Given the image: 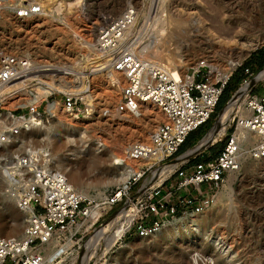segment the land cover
<instances>
[{
    "label": "rangeland",
    "instance_id": "1",
    "mask_svg": "<svg viewBox=\"0 0 264 264\" xmlns=\"http://www.w3.org/2000/svg\"><path fill=\"white\" fill-rule=\"evenodd\" d=\"M77 1L44 0L42 5H44L45 13L40 17L36 16L33 21L38 22L41 17H44L45 19L41 22L44 28L39 33H33L29 29L28 33L22 36H16L8 32L9 22L13 14L7 13V16L4 17L6 20L4 19L0 24V44L14 54H30V58L34 60L37 59L59 68L69 66L71 69L82 71V67L88 59L94 60L97 57L95 53L89 58L86 57L87 54L90 55L91 51L87 45L90 42L93 44L95 41L98 28L100 29L104 23L103 20L105 21V18L117 19L127 9L134 7L137 10V15L139 14V19L136 24V36L129 43L133 47L150 44L156 28L163 27V24H165L167 27L169 26V29L172 28L173 32L168 50H176L175 52L178 54L184 55L183 61H187L191 64L190 66L195 65L197 60L204 59L217 67H226L231 61L243 56L240 65L229 76L230 79L226 85L227 91L223 99H227L230 94V99L234 97L244 84L254 81L255 77L264 70V60L259 61L260 63L252 61L253 65L249 67L248 71L242 68L246 60L264 47V41L263 44L257 43L261 34H263L260 27L258 25L255 28L251 27L252 29H249L246 34L238 37H235L237 35L233 33L229 34L231 25H236L245 20L250 21L252 18H256L259 22H264V0H81L76 5ZM8 15H10V21L7 20ZM217 15L221 16L217 17ZM196 16H199L201 23L197 24L199 30L192 27V23L197 20ZM180 20L186 23L184 25L183 23H177ZM189 29H193L191 32L194 33H189ZM224 30L228 32L225 33ZM168 50L163 53H168ZM93 62L99 64V62ZM261 65H263L262 68H260ZM53 80L65 84L69 81L58 76L49 78L47 82ZM72 86L76 87V84ZM100 88L103 111L97 113L84 126L87 127V133L91 141L90 154L73 158L70 156L71 146H69V155L64 151L60 154L65 159L68 157V161L65 163L66 168L68 171L79 172L86 187L90 188V194L93 197L99 193L105 196L116 187L108 185L113 177L111 155L117 152L123 153L124 150L115 147V142L118 139L123 140V137H130V133L123 137L122 135L127 129L134 128L136 124L140 125L146 121L148 127L151 126L148 119L138 118L133 121H125L119 118L118 93L113 91L107 83ZM42 89L44 91L45 88ZM43 91L40 92L41 99L46 98L48 95V91ZM56 93L60 94L59 92ZM263 93L264 79L254 82L247 91V94L258 96ZM60 98L59 96V100ZM29 100L30 98L26 93L21 95L20 98L13 101L15 105L13 104L10 107L9 112L16 108L17 103L26 105ZM59 100L54 102L63 107L62 112L66 111L69 115L62 104L63 102ZM223 109L219 113H215L207 124L191 133L183 153L190 149L187 147L199 142V139L205 133L203 139L211 132ZM1 112L5 113V109H2ZM85 116L79 117L84 118ZM234 119V123L231 124L230 128V122L227 123L229 130L226 135L215 143L218 150H221L227 139L235 133L240 120L237 116ZM39 141V133L33 126H30L0 151V198L8 194L16 195L13 186L24 181V179L14 180L17 172L9 170L11 168L10 165L8 166L9 162H16L17 155H22L26 148L36 147ZM64 141L65 136L59 135L57 143H61L65 148ZM98 141L107 144V148L102 152L96 151ZM208 149L203 150L200 155L192 157L188 161H183L182 164L188 162L187 164L193 165L199 162L197 158H208L214 153V150L208 151ZM255 149V143H247L242 149L243 155L240 156V166L232 180L229 182L230 174L226 176L220 190L230 187L231 201L224 200L218 205L215 201L199 213H205L210 217L206 229L209 234L227 237L228 241L224 242L223 247L232 246L233 258L230 263L227 259L214 253L211 242L206 241V245L202 243L192 244L190 237L186 235L175 240L165 236L166 229L170 228L166 225L176 218L163 223L158 230L148 236H140L133 228L110 249H107L106 241L101 240L96 250L93 248L90 249L91 251L89 250L92 257L85 261L84 253L89 241L96 234V231L108 226L111 221L117 218L118 212L124 206V204H119L110 213L97 221L94 226L84 228L82 233L78 235L79 240H69L67 247L70 249L61 258L57 259L55 264H86V262L87 264H264V159L253 156ZM125 150H128V147ZM183 153L177 154L173 159L176 160L183 156ZM96 159L98 161L95 162ZM3 160H6L7 163ZM82 160L85 162L81 163ZM161 166L163 165L155 167V170ZM147 176L150 177L151 174L147 173ZM25 180H28V178H25ZM137 187L135 186L132 189V195L136 193ZM135 205L133 204L132 207L135 208ZM181 217H184V215L177 218ZM25 219L24 213H21L18 206L16 207L13 204L10 212L5 213L6 222L4 221V223L6 225L4 232L1 230L0 218V235L19 237L23 234ZM10 227L15 230H12L13 235L16 234L15 236L5 234L6 231L11 230ZM110 234L111 232L107 236H110Z\"/></svg>",
    "mask_w": 264,
    "mask_h": 264
},
{
    "label": "built area",
    "instance_id": "2",
    "mask_svg": "<svg viewBox=\"0 0 264 264\" xmlns=\"http://www.w3.org/2000/svg\"><path fill=\"white\" fill-rule=\"evenodd\" d=\"M43 11L40 0H0V24L4 13L23 19L40 16ZM136 19L137 10L134 7L127 9L116 20L105 18L96 33L94 48L105 55L106 62L98 68H112L127 81L118 104L120 112H136L141 102H152L167 116L169 121L159 124L152 133L150 144L136 142L127 151L131 160L156 159V163L142 166L124 186L115 187L103 200L96 201L81 197L69 186L66 178L51 170L32 167L27 158H21L17 166L9 170L17 172L14 180L34 176L27 184L13 186L18 209L27 217L21 237L0 235V264H42L45 260L44 247L52 241L57 240L61 246L69 237L79 240L78 235L85 228H79V225L90 218V209L98 204L102 214L98 221L119 204H124L119 212L136 204V218L124 236L133 228L140 236H148L163 223L180 215L203 212L214 203L226 176L239 169L242 148L232 134L215 158L193 165L188 162L182 164L160 184H152L155 167L173 162L188 136L213 116L230 77L224 79L204 59L190 66L185 73L181 68H169L141 59L132 45L122 46L121 42L125 30ZM110 53H113L111 57ZM79 71L14 54L0 44V103L11 96L20 98L23 92L31 99L26 105L17 103L8 114L0 109V151L26 131L28 123L25 116L33 115L38 123L54 118L52 108L59 96V101L63 102L71 116H85L93 112L92 70L85 68ZM70 75L85 78L82 91L58 94L47 88L49 78L59 76L69 79ZM16 83L20 87L13 94L4 92L7 86ZM42 88L49 89L43 99ZM246 101L253 112L247 127L264 137V93L261 96L247 94ZM233 123L234 120L229 128ZM254 151L255 158L264 157L263 145ZM135 186H138L137 191L132 195Z\"/></svg>",
    "mask_w": 264,
    "mask_h": 264
},
{
    "label": "bare ground",
    "instance_id": "3",
    "mask_svg": "<svg viewBox=\"0 0 264 264\" xmlns=\"http://www.w3.org/2000/svg\"><path fill=\"white\" fill-rule=\"evenodd\" d=\"M80 1L81 0H78L76 2V5L79 4ZM40 2L42 4L44 0H40ZM43 8H44V5H43ZM44 13H45V9L42 14ZM218 15L217 17L221 16V15L220 16ZM6 16H7V13H4L3 17H6ZM9 16L10 15H8L7 20L10 19ZM35 18L36 16L21 19V18H17L14 15H12L11 21L9 20L10 28L8 32L16 36H22V35L27 34L29 29L33 33L41 32V30L44 28V26L41 25L42 24L41 22L45 18L41 17L38 22H33ZM4 19L6 20V18ZM138 19H139V14L137 15V19L135 23L127 27V29L125 30L124 35L121 38L122 46L131 45L129 43L136 36V26H137L136 24L138 23ZM196 19L197 20L194 23H192L193 24L192 27L197 28V30H199L197 26V24L200 23L199 16L198 17L196 16ZM177 23L179 24L183 23L184 25V23L186 22H182L180 20V21H177ZM263 23L264 22H259L258 19L256 18H252V20L250 21L245 20L244 22H240L236 25H231V27L229 28V34L231 35V33H233L234 35H237L235 37H238L243 34H246V32H248L249 29L255 28L258 25L260 29L262 30L263 34H261L259 41L257 43L263 44V41H264V24ZM163 25H164L163 27L156 28V30L154 31L155 35L152 38L150 44L136 45L134 47L135 52L141 59L145 61L158 62L169 68H174V69L181 68L182 72L185 73L190 68L191 64L187 63V61L184 62L183 61L184 55L178 54L177 52H175L176 50L175 51L171 49L168 50L169 48L168 44L170 43L173 32L171 30L172 28L169 29V26L167 27L165 24ZM191 30L193 29H189L188 32L190 33ZM224 31L226 33L227 30H224ZM191 33H194V32H191ZM87 46L89 50L92 51V53L90 51V55L87 54L86 57L89 58L94 53L97 55L96 59L94 60L88 59V61H86V63L82 67V70H84L85 68L92 70L91 71L92 75L90 76V82H91V87H92V96H93L92 98L94 101L93 102V112H91L89 115H86L84 118H80L79 116H71V114L67 115L66 111L62 112L63 107H61L57 102H54L55 105L52 108L54 112V118L52 119H49L45 122L38 123L34 119L33 115H31L30 117L25 116L26 122L28 123L26 128L33 126L36 129V131L39 133L40 141L38 142V145L36 147H33L31 149L26 148L22 155H17L16 162L11 161L9 162L8 166L10 165L11 166L10 169H12L15 166H17L18 161L21 160V158H27L28 162L29 161L31 162L30 166L32 167L37 166V168L51 170L55 172L57 175H60L66 178L69 183V186L73 190H75V192H77L81 197L83 198L87 197L88 199L100 201V200H103L105 196H103L102 193H99L97 196H94V197L91 196L90 188L86 187L85 182L83 181L82 176L79 174V172L74 171V170L68 171V169L66 168L65 163L66 161H68L67 160L68 157L67 159H65L60 154H62V152L64 151L68 153L67 155H69V146H71V150H72L70 152V156H72L73 158L83 157V156L90 154V142L91 141L87 133V127H84V126L85 124H88L91 118H94L97 113H100L101 111H103L102 109L103 99H102V95L100 94V90H101L100 87H102L103 85H106L107 83L109 87L113 89V91L118 93L117 94L118 95L117 104H119L121 101L122 89L125 86L127 81L125 77L122 76V74H120L119 72H116L112 68H102V67L98 68L100 64H103L106 62L104 59L105 55L99 54L95 50L94 42L93 44L90 42ZM167 50H168V53L164 54L163 52ZM29 55H24V56L30 58ZM112 55L113 53H110L109 56L111 57ZM242 59H243V56H240V58H238L237 60L231 61L226 67H223V66L217 67L213 63H210V64L216 69L215 71L216 73H220L224 79H227L231 75V73L240 65V62L242 61ZM93 61L99 62V64H95ZM199 61L200 60H197L195 63H198ZM263 79H264V70H262L258 74V76L256 77L254 81L250 83H246L241 87V89L235 94L233 99L223 109V111L220 114V117L218 118V122L216 123L214 128L211 130V132L203 140H201L199 144L193 150L188 151L186 154L177 158L171 163L165 164L156 170L154 169L152 172V176H153L152 184H155V185L160 184L164 180V178H166L180 164H182L185 158L192 151L196 153L200 151L202 152L203 150H206L210 145L216 142H219V140H221L224 137V135H226L228 124H229L228 122H232L233 120H235L234 118L236 116L239 117L240 122L236 128L235 133L233 134H234L235 141L241 145V148L243 149V147L247 143H250V142L256 144L255 150H257L258 147H260L261 145L264 146V137L258 132L253 131L251 128L247 127L246 125V123L252 117V114H253L252 110L248 108L247 101H246L248 88L251 85H253L254 82L256 83L257 81L263 80ZM68 80L69 81L66 82V84L57 83L54 80L48 81L46 82L47 88L53 89L54 91L59 92V93H63V92L71 93L75 89H77L75 91L83 90V84H84L85 78H82L80 76L77 77L76 75H73V76L70 75ZM73 84L74 85L76 84V87L72 86ZM19 87L20 85L17 83L12 84V85L7 86L4 89V92L6 94L11 95ZM49 89H44V91H49ZM42 91L43 89L41 90V92ZM24 94L25 92L21 93L20 96ZM16 98L14 96H11L7 100L1 102L0 108L5 109V113L8 114L7 112H9L10 107L13 106L14 104L13 101ZM30 102H31V99L29 100V103ZM118 117L125 121L127 120L133 121L138 118H144L146 120L148 119L149 120L148 122H150L151 126H149L150 127L149 128L148 124L145 123L146 121L140 125L136 124L134 128L127 129V131L124 132V135H122L123 137L126 134L130 133L129 134L130 137L126 136L128 138L123 137V140L118 139V141L115 142L114 144L115 147L119 148L120 150H124V152L126 151L125 153L117 152V153H112L111 155L113 177L110 179L108 185L110 186L113 185L116 187L124 186L127 180L132 175L137 173L142 166L147 165V164L156 163V159L137 160V161L131 160L127 155L128 150H125V149H127V147L129 149V146L136 142L150 144L152 133L159 126V122L169 121L165 113L156 104L152 102H141L140 109L139 111H136V112H132L129 110L120 112L118 110ZM59 135L65 136V141H64L65 146H66L65 148L61 145V143L59 142L57 143V139ZM130 139H133V140H130ZM106 148H107V144L103 143L102 141H98V143L96 144L97 152H102ZM242 155L243 153L241 154V157ZM259 159H264V157L259 158ZM96 161L98 160L96 159L95 162ZM84 162H85L84 160L81 161V163H84ZM236 172L237 171H231L229 173L230 174L229 182L230 180H232ZM27 178L28 180H25L24 178V181L18 184H27L29 181L34 179V176L29 175ZM17 199H18L17 194L16 195L8 194L0 198L1 230L3 232L5 229V225H6L4 223L5 213L10 212L13 204L16 205V207L18 206ZM224 200L231 201V188L230 187H226L223 190H220L219 192H217L214 203L215 201H217V205H218V204H221ZM135 208L132 207L129 210L125 209L121 211L120 213H118L117 218L114 221H111V223H109L108 226L103 227L100 230L96 231V234H94V236L89 241L86 247V251L84 253L85 261H88L89 258L92 257V254L89 253V250L92 248L96 250L101 240H105L107 243V249H110L111 247H113V245L117 241H119L124 236V234L130 228V226L133 224L136 218L137 210ZM90 211H91L90 218L87 219L84 223H81L79 225V228L82 226H84L85 228L87 226H88L87 228H91L92 226L95 225V223L98 221V218H100V216L102 215L99 209V204L96 205L95 207H92ZM24 216L26 218L27 214L24 213ZM209 220H210V217H208V215L205 213H202V214H199L196 212L188 213L184 215V217L176 218L174 221L169 222L166 226L170 228L166 229L164 235L169 236L171 240H175L179 237L186 235L190 237L192 244L202 243L206 245V241L211 242L214 253L220 255L221 258L227 259L228 263H230L233 258L232 253H231L232 246L228 247L226 245L227 247L224 248L223 247L224 242L228 241L227 237L214 236L213 234H209L207 232L206 229H207ZM10 229L11 230L8 232L6 231L5 234H7V236L8 235L15 236L16 234L13 235L12 233V230L14 229H12L11 227ZM6 230H9V229H6ZM113 230L115 231L113 232ZM110 232H111L110 236H107ZM22 235H20L19 237H21ZM69 240L74 241V239L69 237L67 239V242L64 245L59 246V242L57 240H54L48 245H46L44 247L45 260L42 264H55L56 260L61 258L62 255L67 253L68 250L70 249L69 247H67ZM228 245H230V243Z\"/></svg>",
    "mask_w": 264,
    "mask_h": 264
},
{
    "label": "trees",
    "instance_id": "4",
    "mask_svg": "<svg viewBox=\"0 0 264 264\" xmlns=\"http://www.w3.org/2000/svg\"><path fill=\"white\" fill-rule=\"evenodd\" d=\"M264 60V47L263 48H261L260 50H258V51H256L255 52V54L254 55H252L251 56V58L250 59H248V60H246L245 61V63L242 65V68L244 69V70H246V71H248L249 70V67L251 66V65H253V62L252 61H254V63H260L261 61H263ZM260 61V62H259ZM262 66L263 65H261L260 66V68H262ZM260 71V69L258 70V72ZM228 84V83H227ZM226 91H227V88L225 87V89H224V91H223V94H222V96H221V98H220V101H219V103H218V105H217V108H216V111H215V113H219L222 109H223V107L225 106V104L227 103V101L230 99V96H231V94H230V96L227 98V99H223L224 98V95H225V93H226ZM214 113V114H215ZM213 114V115H214ZM213 117V116H212ZM211 117V118H212ZM211 118H210V120H211ZM209 120V121H210ZM208 121V122H209ZM207 122V123H208ZM206 123V124H207ZM198 130V129H197ZM193 133V132H192ZM206 134V133H205ZM204 134V135H205ZM191 135V134H190ZM189 135V136H190ZM204 135L199 139V140H201L203 137H204ZM189 136H188V138H189ZM188 138H187V140L185 141V143L180 147V149H179V151H178V153L177 154H181V153H183L184 152V147H185V144L187 143V141H188ZM227 141H228V139H227ZM227 141L225 142V144L227 143ZM198 142H196L195 144H193L192 146H190V147H187V148H192L194 145H196ZM225 144H224V146H225ZM223 146V147H224ZM218 146H216V144L214 145V146H212L210 149H208V151H210V150H213V149H215V148H217ZM223 147H222V149H223ZM222 149L221 150H219V153L222 151ZM219 153H216V152H214L213 154H211L208 158L206 157V158H197L198 160H199V162L200 161H207V160H210V159H213V158H215Z\"/></svg>",
    "mask_w": 264,
    "mask_h": 264
},
{
    "label": "water",
    "instance_id": "5",
    "mask_svg": "<svg viewBox=\"0 0 264 264\" xmlns=\"http://www.w3.org/2000/svg\"><path fill=\"white\" fill-rule=\"evenodd\" d=\"M257 76H258V75H257ZM257 76H256V77H257ZM256 77H255V78H256ZM232 99H233V97L229 100V102H230ZM229 102H228V103H229ZM228 103H227V105H228ZM227 105H226V106H227ZM202 139H203V138H202ZM200 141H201V140H200ZM200 141H199V142H200ZM199 142H198L196 145H194L192 148H190L189 150H187L185 153H183L182 155L186 154L188 151L193 150V149L199 144ZM208 148H209V147H208ZM208 148H207V149H208ZM201 153H202L201 151H200V152H197V153L194 152V151H192V152H191V153L185 158L184 161H186V160L188 161L190 158H192V157H196V156L200 155ZM180 156H181V155H180Z\"/></svg>",
    "mask_w": 264,
    "mask_h": 264
},
{
    "label": "crops",
    "instance_id": "6",
    "mask_svg": "<svg viewBox=\"0 0 264 264\" xmlns=\"http://www.w3.org/2000/svg\"><path fill=\"white\" fill-rule=\"evenodd\" d=\"M211 146V145H210ZM212 147V146H211ZM210 147V148H211ZM214 150V152H216V153H219V150L217 149V148H215V149H213Z\"/></svg>",
    "mask_w": 264,
    "mask_h": 264
}]
</instances>
